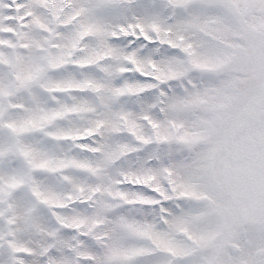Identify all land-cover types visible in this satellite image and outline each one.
I'll list each match as a JSON object with an SVG mask.
<instances>
[{"label":"snow or ice","instance_id":"1","mask_svg":"<svg viewBox=\"0 0 264 264\" xmlns=\"http://www.w3.org/2000/svg\"><path fill=\"white\" fill-rule=\"evenodd\" d=\"M0 264H264V0H0Z\"/></svg>","mask_w":264,"mask_h":264}]
</instances>
